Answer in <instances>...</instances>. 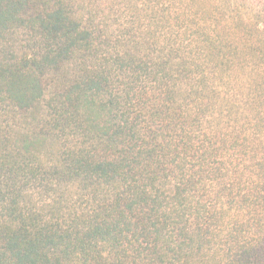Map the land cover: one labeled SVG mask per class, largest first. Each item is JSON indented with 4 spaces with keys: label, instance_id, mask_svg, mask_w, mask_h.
I'll list each match as a JSON object with an SVG mask.
<instances>
[{
    "label": "trees",
    "instance_id": "obj_1",
    "mask_svg": "<svg viewBox=\"0 0 264 264\" xmlns=\"http://www.w3.org/2000/svg\"><path fill=\"white\" fill-rule=\"evenodd\" d=\"M257 3L0 0V264H264Z\"/></svg>",
    "mask_w": 264,
    "mask_h": 264
},
{
    "label": "rangeland",
    "instance_id": "obj_2",
    "mask_svg": "<svg viewBox=\"0 0 264 264\" xmlns=\"http://www.w3.org/2000/svg\"><path fill=\"white\" fill-rule=\"evenodd\" d=\"M257 0H252V9L255 8V6L257 5ZM258 6V5H257ZM259 7H262V4L259 6ZM256 9V8H255Z\"/></svg>",
    "mask_w": 264,
    "mask_h": 264
}]
</instances>
